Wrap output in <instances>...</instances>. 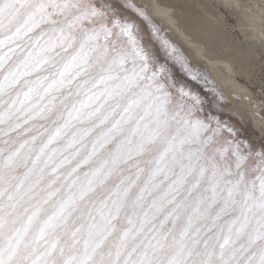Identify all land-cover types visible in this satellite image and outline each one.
Instances as JSON below:
<instances>
[{"label":"snow or ice","instance_id":"1","mask_svg":"<svg viewBox=\"0 0 264 264\" xmlns=\"http://www.w3.org/2000/svg\"><path fill=\"white\" fill-rule=\"evenodd\" d=\"M170 64L130 2L0 0V264H264V145Z\"/></svg>","mask_w":264,"mask_h":264},{"label":"rangeland","instance_id":"2","mask_svg":"<svg viewBox=\"0 0 264 264\" xmlns=\"http://www.w3.org/2000/svg\"><path fill=\"white\" fill-rule=\"evenodd\" d=\"M194 1H199L200 5L195 8L202 15L203 23L207 22L205 26L208 32H215L213 37L215 40H211L215 46L209 44L208 47L217 48L213 53L219 52L216 54L228 61V66L226 67L227 63H223L218 66V71L228 78L230 86L219 82L212 75L207 52H203L205 58L198 59L199 61L192 60L185 54L181 43L172 38L170 28L164 24L161 16L156 14L158 10L162 11L166 8L161 6L163 4L172 3L180 7L179 1L161 0L159 4L155 3L154 6L149 7L140 0H97V2L120 6L130 2L142 8L153 24L159 28L161 35L174 44L185 57L190 69L201 76L199 83L189 80L179 66L170 64L176 79L185 82L204 98L206 113L211 112L240 139L259 148L264 145V0ZM122 12L139 25L144 42L152 43L159 52L158 46L152 41L147 23L136 17L130 9L122 8ZM242 12L244 15L248 14L249 16H246L248 18L244 17ZM205 44L208 43H202L204 46ZM159 55L163 62V53L159 52ZM204 77L207 79H203ZM246 99L249 101L248 104L245 103Z\"/></svg>","mask_w":264,"mask_h":264},{"label":"bare ground","instance_id":"3","mask_svg":"<svg viewBox=\"0 0 264 264\" xmlns=\"http://www.w3.org/2000/svg\"><path fill=\"white\" fill-rule=\"evenodd\" d=\"M140 1L142 3H146L149 7H152L155 5V3L159 4L161 0H140ZM174 1H179L180 7H176L172 3H170L169 5L163 4L161 6L166 8H164L162 11L158 10V13L156 12V14L157 15L159 14L161 16L164 24L170 28L171 30L170 33L172 38L178 40L181 43L183 52L189 55L192 60L205 58L203 52H207V54L210 55L207 56L209 57V59L207 57L206 58L208 59L209 70H211V72L213 73L212 75H214V77L219 82L228 85L229 84L228 78L222 76L218 71V66L222 65L223 63H227L226 65L227 67L228 61L221 59L218 56V54H216L219 52L213 53V51L214 50L216 51L217 48L215 49V47H208L209 44L210 45L212 44L211 40L212 41L215 40V39L213 40L215 32L214 33L213 31L208 32V29L205 26V23L207 22L203 23L202 15L197 12L196 10L197 8L195 7L200 5L198 4L199 1H194V0H174ZM195 3L197 4L195 5ZM242 15H244L243 12ZM247 15H244V17H246ZM205 20L206 19H204V21ZM205 42L208 44H205V46L202 45V43ZM206 45L208 48L206 47ZM245 103L246 104L249 103L248 99L245 100Z\"/></svg>","mask_w":264,"mask_h":264}]
</instances>
